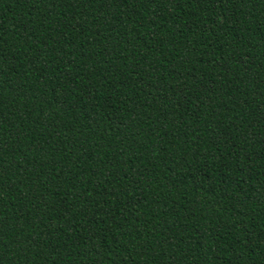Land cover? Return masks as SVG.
I'll use <instances>...</instances> for the list:
<instances>
[{
	"label": "trees",
	"instance_id": "trees-1",
	"mask_svg": "<svg viewBox=\"0 0 264 264\" xmlns=\"http://www.w3.org/2000/svg\"><path fill=\"white\" fill-rule=\"evenodd\" d=\"M0 264H264V0H0Z\"/></svg>",
	"mask_w": 264,
	"mask_h": 264
}]
</instances>
